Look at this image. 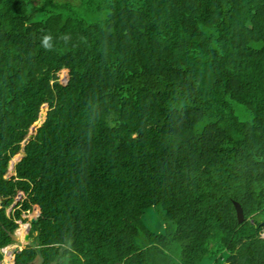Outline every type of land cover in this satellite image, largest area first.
I'll use <instances>...</instances> for the list:
<instances>
[{
  "label": "trees",
  "instance_id": "trees-1",
  "mask_svg": "<svg viewBox=\"0 0 264 264\" xmlns=\"http://www.w3.org/2000/svg\"><path fill=\"white\" fill-rule=\"evenodd\" d=\"M36 204L8 264H264V0H0V264Z\"/></svg>",
  "mask_w": 264,
  "mask_h": 264
},
{
  "label": "rangeland",
  "instance_id": "rangeland-1",
  "mask_svg": "<svg viewBox=\"0 0 264 264\" xmlns=\"http://www.w3.org/2000/svg\"><path fill=\"white\" fill-rule=\"evenodd\" d=\"M62 1H65V0H62ZM71 1H74V0H71ZM73 60L74 59L69 60L68 64L65 65L58 72V74H57L58 78L57 79L51 80L52 85H51L50 90L48 92L49 97L54 96L55 94L58 93L59 90L63 89L66 85L69 84V82L71 80L70 73L72 72V68H73V66H72L73 65ZM37 106H38V108H40L39 117L34 122V124L31 125V127H30V133L33 132V131H35L36 128H38L39 126L42 125V123L46 119V116H47L48 112L50 111V106H49V102L48 101H46L45 103H41V105H37ZM177 135H176L175 138H177ZM165 142H167V141H165ZM172 146H173V144H172ZM159 154H161V150L158 153H156V154L149 155L148 157H146L142 161L141 168L148 170V173L143 178L152 175L155 172L156 169H159L163 165V163L165 161V157L161 158ZM154 165H156V168H154ZM12 169H14V171H15L14 163H13V165L10 168V174L8 173V176H10V175H12L14 173V172H12ZM19 199L20 198L16 197V200H15L14 204L17 203L19 201ZM36 205H34L33 210L31 212H29L28 214H24V217L27 218V222H26L27 224H30L31 218H33L34 216H36L35 215V211L37 210L35 208ZM237 205H240V203L238 201H235V206H237ZM254 219H255V214H252L249 217V222L253 223L254 222ZM17 222L19 224L20 223H23L22 221H17ZM148 222H149L150 226H152L154 229H156L158 231H162L163 228H164L163 221L161 219H158V217H156V216H150L149 219H148ZM262 223L264 225V221ZM27 228H25L23 230H20V231L18 229L16 231V233L14 235H15V237L18 238V240H15L14 239V243L8 245V250H5L4 249L5 255L7 257L4 255L5 257L2 260V264H5V262L7 263L10 260L9 258L14 259V255L17 252H19L20 250H22L23 248H25V246L28 245L27 244L28 242L25 240L26 233H28ZM29 235H30V229H29ZM259 235H260L261 238H264V229L261 230V232H260ZM31 241H32V239L30 240V242ZM17 247L19 248V250L16 251V248ZM75 253L76 252H72L71 255H74V256L78 255V252H77V254H75ZM40 263H41L40 259H37L35 261V264H40ZM214 264H216V263H214Z\"/></svg>",
  "mask_w": 264,
  "mask_h": 264
},
{
  "label": "water",
  "instance_id": "water-1",
  "mask_svg": "<svg viewBox=\"0 0 264 264\" xmlns=\"http://www.w3.org/2000/svg\"><path fill=\"white\" fill-rule=\"evenodd\" d=\"M12 172H14V169H12ZM37 206H38V205L35 206V208L37 209V210L35 211V215H36V216H34L33 218H31V220H30V224H29V227H30V225H31V222L35 221V219L40 215V210L38 209L39 206H38V207H37ZM237 210H238V214H239V219L242 220V219H243V216H242V209H241V206H240V205H237ZM29 229H30V228H29ZM13 238H14L15 240H18V238L15 237V235H13ZM29 239H30V235H29V230H28V233H26V236H25V240L28 241ZM17 250H19L18 247L16 248V251H17Z\"/></svg>",
  "mask_w": 264,
  "mask_h": 264
},
{
  "label": "clouds",
  "instance_id": "clouds-1",
  "mask_svg": "<svg viewBox=\"0 0 264 264\" xmlns=\"http://www.w3.org/2000/svg\"><path fill=\"white\" fill-rule=\"evenodd\" d=\"M51 40H52V37L50 35H45L43 37L42 44H43V46H44L45 49H50L52 47ZM22 196H23V192H20V194L17 197L18 198H22ZM22 224H27V223H20L19 224L20 225V228H21V225ZM28 226H29V224H28ZM30 227H31V225H30ZM20 228H19V230H20Z\"/></svg>",
  "mask_w": 264,
  "mask_h": 264
},
{
  "label": "bare ground",
  "instance_id": "bare-ground-1",
  "mask_svg": "<svg viewBox=\"0 0 264 264\" xmlns=\"http://www.w3.org/2000/svg\"><path fill=\"white\" fill-rule=\"evenodd\" d=\"M241 209H242V216L245 217V215H244V210H243L242 207H241ZM6 247H7V246H6ZM6 247L3 248V252H4V249H5ZM4 255H5V252H4ZM4 257H5V256H4ZM9 259H12V258H9ZM5 264H8V262H7V263L5 262Z\"/></svg>",
  "mask_w": 264,
  "mask_h": 264
},
{
  "label": "crops",
  "instance_id": "crops-1",
  "mask_svg": "<svg viewBox=\"0 0 264 264\" xmlns=\"http://www.w3.org/2000/svg\"><path fill=\"white\" fill-rule=\"evenodd\" d=\"M27 227H28V228H27ZM27 227H26V228H27V231H28V230H29V226H28V224H27Z\"/></svg>",
  "mask_w": 264,
  "mask_h": 264
}]
</instances>
